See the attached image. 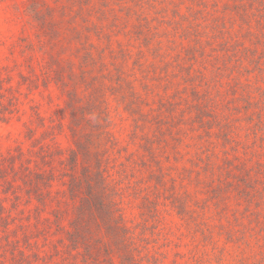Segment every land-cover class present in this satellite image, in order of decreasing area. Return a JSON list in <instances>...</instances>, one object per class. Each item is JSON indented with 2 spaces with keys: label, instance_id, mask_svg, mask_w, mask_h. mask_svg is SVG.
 <instances>
[{
  "label": "rangeland",
  "instance_id": "obj_1",
  "mask_svg": "<svg viewBox=\"0 0 264 264\" xmlns=\"http://www.w3.org/2000/svg\"><path fill=\"white\" fill-rule=\"evenodd\" d=\"M226 1L0 0V264H83L65 232L87 136L138 264H264V133L237 121Z\"/></svg>",
  "mask_w": 264,
  "mask_h": 264
},
{
  "label": "trees",
  "instance_id": "obj_2",
  "mask_svg": "<svg viewBox=\"0 0 264 264\" xmlns=\"http://www.w3.org/2000/svg\"><path fill=\"white\" fill-rule=\"evenodd\" d=\"M219 9L221 15L217 18L213 30H216V34L222 39L220 43L222 51L230 53L231 49H234L233 61L236 64V71L232 70L230 75L234 80H240V77L246 75L249 81L248 84H243L237 80L233 90L234 94L239 93L243 102L237 109L241 110L239 113L242 111L244 113L237 121L246 123L250 130L249 134L264 133V0H227ZM195 15L197 13H194ZM181 19L190 27H194L189 18L181 16ZM181 19L179 20L182 23ZM192 20L195 21V18ZM142 23L145 25L147 21ZM255 25L263 30V34L259 35L255 32L257 30L254 28ZM236 27L241 40L247 39L249 46H246L245 41L242 45L240 39L232 44L229 42L226 35H231L230 31ZM251 77L256 80L253 85ZM252 95L255 97L253 98ZM69 99L68 108L72 113L70 129L76 137L78 130L75 127L79 128L76 102L80 99L74 94H70ZM220 125L223 134L227 136L231 131L230 123L222 121ZM74 144L76 150L72 151L69 161L71 169L75 171L80 156L86 166L80 176L71 175L68 183L70 197L78 198L79 204L75 208V216L69 223V229L65 232L67 254L73 258L80 257L83 264H101L102 256L104 261L114 264L112 258L116 254L119 255L120 264H138L130 247L129 232L116 216V201L112 198L101 168L99 143L87 136L76 139ZM94 162L96 166L93 168Z\"/></svg>",
  "mask_w": 264,
  "mask_h": 264
}]
</instances>
